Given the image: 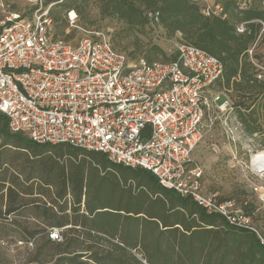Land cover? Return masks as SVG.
I'll list each match as a JSON object with an SVG mask.
<instances>
[{
	"label": "built area",
	"instance_id": "2783aa9c",
	"mask_svg": "<svg viewBox=\"0 0 264 264\" xmlns=\"http://www.w3.org/2000/svg\"><path fill=\"white\" fill-rule=\"evenodd\" d=\"M189 1L204 17L224 18L222 2L230 0ZM235 1L239 11L256 2L264 10V0ZM0 12V114L12 133L39 145L66 144L102 153L117 165L144 169L161 187L190 199L227 226L252 234L264 249V169L257 158L264 151L256 144L258 135L245 131L237 115L243 110L229 91L215 90L223 77L217 58L180 43L172 62L130 61L113 48L110 27L84 32L71 44L53 35L48 7L40 5L25 18L0 0ZM144 16L159 23L157 10ZM67 19L76 27L73 10ZM235 31L248 34L247 23L237 24ZM251 54L249 50L258 67ZM261 70L254 74L258 82L264 81ZM216 128L232 160L244 164L247 159L245 180L253 202L203 192L202 171L192 154ZM49 238L62 240L57 229Z\"/></svg>",
	"mask_w": 264,
	"mask_h": 264
},
{
	"label": "trees",
	"instance_id": "16d2710c",
	"mask_svg": "<svg viewBox=\"0 0 264 264\" xmlns=\"http://www.w3.org/2000/svg\"><path fill=\"white\" fill-rule=\"evenodd\" d=\"M57 1L81 15L77 5L91 0ZM97 1L103 15L130 30L143 28L149 22L144 13L157 10L158 25L169 36L179 34L184 44L217 58L223 65L217 86L239 93L238 106L246 112L237 110V115L245 131L264 137V81L254 79L248 55L264 25L259 3L239 11L235 0L223 1L222 18L204 17L189 0ZM49 17L52 23L59 19L53 12ZM242 22L248 34L236 33ZM153 55L147 63L157 62ZM174 60L175 55L158 62ZM52 229L58 230L60 242L50 240ZM0 239L25 247L36 243L27 264H264V249L252 234L161 187L150 172L66 144H36L12 133L2 114Z\"/></svg>",
	"mask_w": 264,
	"mask_h": 264
},
{
	"label": "rangeland",
	"instance_id": "374dc122",
	"mask_svg": "<svg viewBox=\"0 0 264 264\" xmlns=\"http://www.w3.org/2000/svg\"><path fill=\"white\" fill-rule=\"evenodd\" d=\"M46 0H7L10 10L19 13L25 18H30L31 13L40 5L44 6ZM47 5L49 13L53 12L59 19L52 23V33L56 38L74 44L80 37L86 35L84 32L100 31L106 27L112 29L111 40L113 48L123 53L127 59L134 61L149 57L155 53L154 61H165L174 55L176 46L183 43L181 36L176 34L169 36L160 25L148 22L143 28L128 29L122 22L110 14L103 15L100 9V3L97 0H91L85 4H78L77 8L82 11L79 15L76 8H73L77 15L76 27H70L67 12L62 9L58 3L61 1L51 0ZM2 14L0 12V20ZM63 26L65 29L61 32ZM154 47L161 49L162 53H157ZM260 44L255 46L251 55L257 58L253 61L258 65L256 69L264 70V52L260 50ZM252 49V48H251ZM215 86V90H222ZM229 96L238 104L239 93L233 91L230 87ZM246 112L243 108H241ZM212 143L218 147V152L212 150ZM256 144H259L264 151V137L261 135L256 138ZM242 154V153H241ZM241 158V157H240ZM192 159L202 171V188L206 194L216 193L222 198H233L242 200L248 198L253 202L248 193V184L245 180L247 166L246 158L244 164L236 163L230 155V147L224 143V136L220 129L216 128L210 137L204 143L199 145L192 154ZM37 244L25 247L17 243L8 244L7 240L0 239V264H27L35 255Z\"/></svg>",
	"mask_w": 264,
	"mask_h": 264
},
{
	"label": "crops",
	"instance_id": "0c3cea01",
	"mask_svg": "<svg viewBox=\"0 0 264 264\" xmlns=\"http://www.w3.org/2000/svg\"><path fill=\"white\" fill-rule=\"evenodd\" d=\"M211 2H220L221 0H210ZM262 29V28H261ZM260 44V50H263L264 52V30L263 31H259L258 36H257V41L255 42V44L253 45L252 52L255 49V46H257V44Z\"/></svg>",
	"mask_w": 264,
	"mask_h": 264
},
{
	"label": "bare ground",
	"instance_id": "6f19581e",
	"mask_svg": "<svg viewBox=\"0 0 264 264\" xmlns=\"http://www.w3.org/2000/svg\"><path fill=\"white\" fill-rule=\"evenodd\" d=\"M257 158H259L258 161L262 162V166H263V169H264V152H261Z\"/></svg>",
	"mask_w": 264,
	"mask_h": 264
}]
</instances>
